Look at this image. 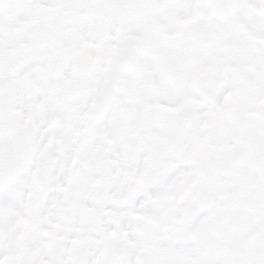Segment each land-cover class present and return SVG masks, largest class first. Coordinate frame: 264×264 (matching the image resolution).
Masks as SVG:
<instances>
[{"label": "snow or ice", "instance_id": "snow-or-ice-1", "mask_svg": "<svg viewBox=\"0 0 264 264\" xmlns=\"http://www.w3.org/2000/svg\"><path fill=\"white\" fill-rule=\"evenodd\" d=\"M0 264H264V0H0Z\"/></svg>", "mask_w": 264, "mask_h": 264}]
</instances>
